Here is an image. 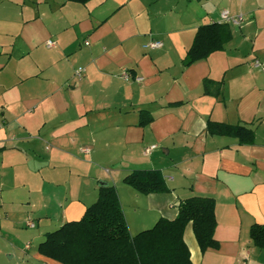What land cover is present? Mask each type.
<instances>
[{
	"label": "crops",
	"instance_id": "crops-1",
	"mask_svg": "<svg viewBox=\"0 0 264 264\" xmlns=\"http://www.w3.org/2000/svg\"><path fill=\"white\" fill-rule=\"evenodd\" d=\"M223 11L243 16L232 38L185 67ZM208 122L246 125L254 142ZM137 170L161 171L170 192L126 185ZM100 182L132 236L174 220L182 200L213 198L218 247L203 252L188 224L193 264H264L250 237L264 226V0H0V264H61L39 245L84 216Z\"/></svg>",
	"mask_w": 264,
	"mask_h": 264
},
{
	"label": "trees",
	"instance_id": "trees-1",
	"mask_svg": "<svg viewBox=\"0 0 264 264\" xmlns=\"http://www.w3.org/2000/svg\"><path fill=\"white\" fill-rule=\"evenodd\" d=\"M86 4L90 0H69ZM232 38L228 24L211 23L199 27L192 46L187 52L184 66L207 59L223 49ZM209 93L210 80L204 82ZM218 90L221 84H217ZM152 118L141 113V126ZM211 135L239 139L241 144L254 142V131L246 125H226L208 122ZM123 182L137 192L164 194L170 192L163 173L159 170H137L128 174ZM188 224L200 249L217 248L215 201L210 197H191L182 200L174 220L161 218L153 228L135 236L129 232L116 188L100 182L97 201L87 208L84 216L47 233L39 245V253L61 264H193L184 233ZM254 245L264 250V226L255 224L250 229Z\"/></svg>",
	"mask_w": 264,
	"mask_h": 264
},
{
	"label": "built area",
	"instance_id": "built-area-1",
	"mask_svg": "<svg viewBox=\"0 0 264 264\" xmlns=\"http://www.w3.org/2000/svg\"><path fill=\"white\" fill-rule=\"evenodd\" d=\"M242 21H243V16H242L241 14H240L239 16H237L236 19H233V18H232V16L230 15V12H229V11H223L222 14H221V23H224V24H230V23H232V22L240 23V22H242ZM53 45H54V42L49 41V42L47 43V46H48V47H52ZM85 45L88 46V45H89V42L86 41V42H85ZM161 46H162V44L159 43V42H151V43L149 44V47L152 48V49L160 48ZM83 74H84V70H83V69H79V70H77V72H76V75H77L79 78L82 77ZM122 76H123V78H124L126 81H129V80H130V74H129L128 71L124 72ZM135 80H136L137 82H142V81H143V78H141V77H137ZM154 148H155V146H152L150 149H147L146 152H149L151 149H154ZM82 152H84V153H88V152H89V149H88V148H85V149L82 150ZM29 226H30V227H33L34 225H33V224H30Z\"/></svg>",
	"mask_w": 264,
	"mask_h": 264
},
{
	"label": "rangeland",
	"instance_id": "rangeland-1",
	"mask_svg": "<svg viewBox=\"0 0 264 264\" xmlns=\"http://www.w3.org/2000/svg\"><path fill=\"white\" fill-rule=\"evenodd\" d=\"M154 226H155V225H154ZM154 226H153V227H154ZM153 227H152V228H153Z\"/></svg>",
	"mask_w": 264,
	"mask_h": 264
}]
</instances>
